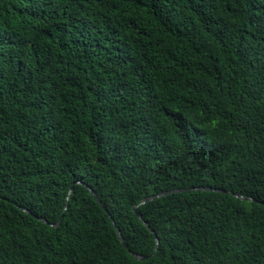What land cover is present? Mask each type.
Masks as SVG:
<instances>
[{
  "label": "trees",
  "instance_id": "trees-1",
  "mask_svg": "<svg viewBox=\"0 0 264 264\" xmlns=\"http://www.w3.org/2000/svg\"><path fill=\"white\" fill-rule=\"evenodd\" d=\"M0 264H264V0H0Z\"/></svg>",
  "mask_w": 264,
  "mask_h": 264
},
{
  "label": "water",
  "instance_id": "water-1",
  "mask_svg": "<svg viewBox=\"0 0 264 264\" xmlns=\"http://www.w3.org/2000/svg\"><path fill=\"white\" fill-rule=\"evenodd\" d=\"M79 184H80V182H79ZM87 188L90 189V187H88V186H87ZM188 190H192V191H193V190L219 191V190H215V189H212V188H209V189H205V188H195V189L172 190V191H167V192H164V193L157 194V195H155V196L148 197V198L144 199V200L140 203V205H141V206H142V205H145V204H147V203H149V202H151V201H154V200H156V199H159V198H162V197H164V196L170 195V194H172V193H180V192L188 191ZM72 191H73V187H71V189H70V191H69L68 199H69V197H70ZM90 192H91V194L96 198V200L102 205V203H101L99 197L97 196V194H96L93 190H91V189H90ZM221 192L226 193L225 191H221ZM235 196L238 197V198L244 199V200H249L248 198H245V197H243V196H241V195H239V194H236ZM67 205H68V204H67ZM137 208H138V207H135V208H134L135 213L137 214V216L139 217V219H140V220H141V221H142V222H143V223H144L149 229H151V228L148 226V224L145 223V221L142 219L141 215H140V214L138 213V211H137ZM43 221H44L46 224H48V225H50V226H52V227H57V226L60 224V222L57 223L56 225L50 224V223L47 222L46 219H43ZM113 223H114V222H113ZM117 233H118V236H119L120 241L123 243L124 246L127 247V245H126V243H125V240H124L123 236L121 235L119 229H117ZM153 233H154V232H153ZM156 241H157V245H158V244H159V239L156 238ZM133 255L136 257V259L141 260V261L147 259V257L141 256V255H135V254H133Z\"/></svg>",
  "mask_w": 264,
  "mask_h": 264
}]
</instances>
